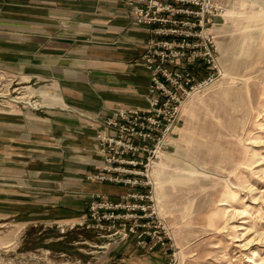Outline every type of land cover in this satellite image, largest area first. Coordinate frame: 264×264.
<instances>
[{
  "label": "rangeland",
  "instance_id": "obj_1",
  "mask_svg": "<svg viewBox=\"0 0 264 264\" xmlns=\"http://www.w3.org/2000/svg\"><path fill=\"white\" fill-rule=\"evenodd\" d=\"M217 6L215 68L195 72L202 86L188 92L168 149L146 173L149 186L138 189L151 199L144 204L152 205L166 234L170 264H264V0H217ZM33 10L36 0H0V43L13 41L16 49L26 34H37L36 18L27 17ZM3 46L0 264H59L54 253L76 257L84 248L96 254L120 242L110 236L114 230L97 229L87 211L97 196L117 203L126 194L94 186H123L86 179L102 163L91 140L77 137L75 124L54 109L51 82L38 79L37 68L21 58L7 63ZM60 120L72 129L55 128ZM78 142L87 152L77 153ZM77 156L95 160L81 175L72 173L87 164ZM85 186L88 198L80 193ZM75 213L83 228L55 222ZM83 238L89 246L73 244Z\"/></svg>",
  "mask_w": 264,
  "mask_h": 264
},
{
  "label": "crops",
  "instance_id": "obj_2",
  "mask_svg": "<svg viewBox=\"0 0 264 264\" xmlns=\"http://www.w3.org/2000/svg\"><path fill=\"white\" fill-rule=\"evenodd\" d=\"M27 17L36 18L33 19L36 23H32L36 25L37 34H26L27 38L16 49L13 41L0 43L5 47V61L14 64L21 58L22 63L28 62L29 66L37 68L38 79L51 82L57 101L54 109L64 113L61 119L65 123L75 124L77 137L86 135L91 140L89 148L95 155L94 137L98 128L93 121L109 117L117 109H142L146 106L144 97L149 86V74L140 65V60L144 42L151 35L147 28L135 25L128 18L124 0H36V11L27 13ZM15 52L21 54L16 57ZM62 122H54L55 128L72 129ZM58 132L63 136L61 131ZM75 149L77 153L87 152L79 142ZM81 158L77 156L76 159H80V163L85 160L87 164L72 170L76 175H81L95 161L88 156ZM82 189L85 191L80 193L88 194L85 195L88 198L91 190L86 186ZM93 189L108 195L129 191L128 188L111 185L94 186ZM81 218L82 215L76 214V217L59 218L55 222L83 228L81 220L78 221ZM83 240L73 244L89 246V241ZM44 252L50 255L49 250ZM95 253L86 252L83 248L76 257H69L63 251L54 254L61 261L59 264L171 262L168 248L157 247L148 251L137 247L134 237L108 242L104 249Z\"/></svg>",
  "mask_w": 264,
  "mask_h": 264
},
{
  "label": "built area",
  "instance_id": "obj_3",
  "mask_svg": "<svg viewBox=\"0 0 264 264\" xmlns=\"http://www.w3.org/2000/svg\"><path fill=\"white\" fill-rule=\"evenodd\" d=\"M124 2L128 18L151 35L140 60L149 74L146 106L117 109L98 122L96 151L102 163L86 179L118 183L129 191L117 203L97 196L101 200L91 201L87 213L97 229L114 230L110 236L119 241L134 237L138 247L149 244L148 250L153 251L168 248L169 242L160 223L155 224L152 205L144 204V199H151L139 190L149 186V167L168 149L188 92L202 86L195 72L215 68L217 48L212 31L222 9L217 0Z\"/></svg>",
  "mask_w": 264,
  "mask_h": 264
}]
</instances>
